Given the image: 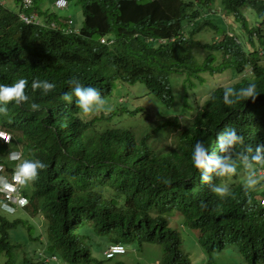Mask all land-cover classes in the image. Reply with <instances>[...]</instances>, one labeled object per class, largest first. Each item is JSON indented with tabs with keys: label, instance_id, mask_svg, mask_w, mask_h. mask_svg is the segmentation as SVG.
Segmentation results:
<instances>
[{
	"label": "trees",
	"instance_id": "obj_1",
	"mask_svg": "<svg viewBox=\"0 0 264 264\" xmlns=\"http://www.w3.org/2000/svg\"><path fill=\"white\" fill-rule=\"evenodd\" d=\"M1 1L0 83L24 78L29 99L9 102L8 111L0 113V131L11 135L9 143L0 137V164L11 175L17 161H9L7 153L19 149L21 159L38 158L46 165L25 190L24 211H0L3 264H46L40 248L58 253L63 263L125 264L103 255L117 242H135L140 251L157 244L160 264H264V172L245 190L247 170L237 162L231 186L224 181L228 176L213 178L231 189L219 199L191 163L194 143L208 148L210 138L226 128L243 137L234 152L264 144V65L255 64L263 57L258 47L264 46V0H69L82 9L78 27L69 14L37 5L49 23H25L18 15L20 0ZM214 8L220 16L207 15ZM255 15L263 19L258 24ZM219 54L224 62H216ZM248 63L258 68L254 80L202 91L212 85L210 76L230 67L241 72ZM73 77L100 90L105 102L117 87H138L139 96L150 95L151 103L162 105L163 120L149 126L150 100L84 114L75 97L63 99ZM34 78L55 87L42 94L31 89ZM250 82L255 98L225 103V88ZM32 102L38 110L31 109ZM121 112L145 117L136 126L119 122ZM212 144L216 151V139ZM260 167L264 164L254 162L252 170ZM185 244L198 249L196 261ZM228 248L233 251L224 260L219 253Z\"/></svg>",
	"mask_w": 264,
	"mask_h": 264
},
{
	"label": "clouds",
	"instance_id": "obj_2",
	"mask_svg": "<svg viewBox=\"0 0 264 264\" xmlns=\"http://www.w3.org/2000/svg\"><path fill=\"white\" fill-rule=\"evenodd\" d=\"M62 0H44L40 1L39 4L36 3V0H20V7L18 8V15L20 19L25 23L41 24L47 25L48 23L44 22V17H41V14L36 11L34 8L35 5L39 6L41 10H44L48 7H52L56 10H62L68 8L70 5L69 0H64L65 4H61ZM6 1L2 0L1 3ZM221 11L217 8H214L208 11V14H214L220 16ZM224 20L229 23H232V19L225 17ZM51 22V21H50ZM51 26H56L54 22L50 23ZM232 35V34H231ZM150 40L157 41L159 43H165L163 38H151ZM102 43L111 44L114 42V39H109L106 41V38L101 39ZM247 48V46L244 45ZM253 49V48H252ZM259 53L263 55L259 61L255 64L259 68L260 65H264V46H259ZM251 50V49H250ZM253 51V50H251ZM218 57H221L220 54ZM224 62V58L221 57V61ZM252 63L246 64L244 69L241 72L236 71L231 68L228 69L236 75V78L231 82H241L244 79L254 80L256 78L258 68ZM230 83V82H229ZM229 83H218V85H226ZM25 84L26 81L24 78L16 79L12 83L3 84L0 83V113H5L8 111L7 105L9 102H12L16 105H20L25 101H28L29 97L25 93ZM69 91L63 93V99L65 101H73L78 106L79 110L84 114L93 113L99 110L105 103L100 90L91 85H83L80 81L73 77L68 80ZM30 87L33 90L40 89L42 94H47L50 90L55 87L54 82L44 79H32ZM214 87H211V89ZM256 85L254 82H250L245 87L239 89L234 88H225L223 99L225 103L231 104L235 100L243 98H255ZM204 92V90H202ZM32 110H38L39 104L32 102ZM0 137L4 142L9 143L11 141L10 133L0 131ZM216 139V151L213 149L212 142ZM243 142V137L238 134L235 128H226L223 132L218 133L216 138L211 137L209 140V147L207 148L205 144L197 140L191 152V163L194 168L199 169V178L202 182L209 184L210 191L214 193L217 198L223 199L228 196L231 192V189L226 183H213L214 177H223L228 176L224 181L229 183L231 186L236 182V175L229 176L237 172V162L240 166L247 170V175L244 180L242 187L245 190H250L254 188L258 183V178L255 171L252 170L253 163L264 164V144L257 143L255 148L245 145L242 152H234V145L241 144ZM209 149V150H208ZM217 152L219 154H217ZM9 161H17L15 166L10 170L11 175H7V171L4 170L2 164H0V211L4 213L13 214L18 210H22L29 204V199L25 195V190L32 187V183L37 175L38 170L46 167L45 163L38 158H23L21 159V150H12L7 153ZM258 172V171H257ZM264 172V170H263ZM244 173V172H241ZM262 173V172H261ZM258 173V174H261ZM263 174V173H262ZM236 176V177H235ZM30 182V186L27 188V183ZM11 193V197L7 194ZM24 211V210H22ZM21 211V212H22ZM23 213V212H22ZM27 212H24L26 214ZM42 218L38 217L40 226L45 224L43 214ZM45 246L48 245L45 243ZM122 247L123 250L116 251L114 248ZM111 252V253H110ZM127 253V245L124 243H110L104 249L103 255L106 260L113 261L117 256ZM38 255L46 264H66L59 259V254L51 252L48 248V251L45 249H38ZM22 257L18 260L20 261ZM157 263L160 264V261L157 260Z\"/></svg>",
	"mask_w": 264,
	"mask_h": 264
},
{
	"label": "rangeland",
	"instance_id": "obj_3",
	"mask_svg": "<svg viewBox=\"0 0 264 264\" xmlns=\"http://www.w3.org/2000/svg\"><path fill=\"white\" fill-rule=\"evenodd\" d=\"M40 1H44V0H36V3L39 4ZM17 7V6H16ZM58 12H63L66 14H69L70 16H72V19L75 22V26H81L83 23V12L82 9L80 8V6L76 5L74 2L70 3V5L68 6V8L62 9V10H57ZM252 20L254 21V23L258 24L259 22H261L263 19H259L257 17V15H255L254 18H252ZM227 23H229V21H227ZM241 40L242 42H244V37L241 36ZM206 56L205 51L202 50L199 54V60H203L204 57ZM218 61H221V57H218ZM236 78V75L231 72L230 70H226L225 72L221 73V74H216L213 76H210V83L212 85L209 86V88H204V92H207L211 87L216 86V84L222 82V83H231L234 79ZM235 81V80H234ZM122 88L117 87L114 90V97L110 98L108 100V102L106 101L104 103V105L100 108L102 110H105L107 113L109 111H111L112 109H118L119 107H121V105L123 103H127L129 105L132 106H137L140 103H142L144 106L145 104L148 102V100H150V95L148 97H144L142 98L139 95L143 94V90L138 89V87H130V86H121ZM147 108H149L150 110V123L149 126L151 127H156L157 124H159L164 117L163 115V110L162 105L161 104H157L155 102L151 103H147ZM99 109V110H100ZM98 111V110H97ZM119 113V112H118ZM123 112L120 113V120L119 122H125L128 124H132V125H139V122H142L143 116L145 117V115H141V116H124L121 115ZM179 117L181 118L182 115H179ZM105 123V122H102ZM144 125L140 126V128H143ZM147 128V127H146ZM167 136H171L173 135L172 131H168V133L166 134ZM160 137L161 135H156L153 137V139L155 140V142H160ZM162 139V138H161ZM167 143V138L166 141H164V144ZM168 145V143H167ZM253 169V168H252ZM264 167H260L258 168L255 173L256 176L258 173H263ZM247 175V173H245ZM243 176H245L244 174H242ZM30 182L27 183V188L30 186ZM29 185V186H28ZM24 218H30L31 219V215L30 213H26L23 214ZM40 218H42V215H39ZM26 233V229L24 230L23 234ZM30 234L35 235V233L33 232V230H30ZM127 245V253L117 256L114 260H122L124 261L125 264H158V261L162 260V251L160 250L159 246L157 244H152L153 247L148 248V250L143 249L142 251H140L138 249V246L135 242L132 243H125ZM185 248L188 249L191 254H192V258L196 261L197 258V253H198V249L193 246L192 244H185ZM150 249V250H149ZM230 251L233 250H229L226 249L223 252L219 253V256H221L224 260L227 259L228 254L230 253ZM19 259L21 257H23L24 255V247L20 248L19 251ZM59 259H61V257L59 256ZM5 258L3 256H0V263H4ZM19 261V260H18ZM66 264H72V263H66ZM90 264H97L95 262H92Z\"/></svg>",
	"mask_w": 264,
	"mask_h": 264
},
{
	"label": "built area",
	"instance_id": "obj_4",
	"mask_svg": "<svg viewBox=\"0 0 264 264\" xmlns=\"http://www.w3.org/2000/svg\"><path fill=\"white\" fill-rule=\"evenodd\" d=\"M61 2H62V3H61L62 5L65 4V1H64V0H62ZM7 195L11 197V193H8ZM114 250H116V251H121V250H123V248H122V247H117V248H114ZM110 253H111V252H110Z\"/></svg>",
	"mask_w": 264,
	"mask_h": 264
}]
</instances>
